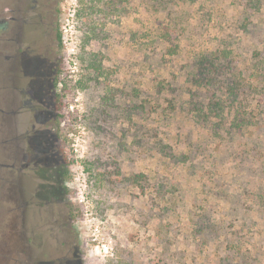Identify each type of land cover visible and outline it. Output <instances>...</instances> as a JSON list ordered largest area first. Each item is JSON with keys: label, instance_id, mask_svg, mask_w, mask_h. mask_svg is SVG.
<instances>
[{"label": "rangeland", "instance_id": "obj_1", "mask_svg": "<svg viewBox=\"0 0 264 264\" xmlns=\"http://www.w3.org/2000/svg\"><path fill=\"white\" fill-rule=\"evenodd\" d=\"M56 11L54 95L39 89L15 124L0 111V264H50L60 208L80 264H264V0H58ZM43 64L39 52L23 60L31 89ZM33 158L64 163L52 217L12 209Z\"/></svg>", "mask_w": 264, "mask_h": 264}, {"label": "flooded vegetation", "instance_id": "obj_2", "mask_svg": "<svg viewBox=\"0 0 264 264\" xmlns=\"http://www.w3.org/2000/svg\"><path fill=\"white\" fill-rule=\"evenodd\" d=\"M57 1L0 0V111L7 110L9 122L13 120L14 124L22 112L38 108L36 104L39 89L42 90L45 87L49 90L51 88L52 95H54L53 88L56 85L58 67L54 61L50 62V60H52V37L59 42V34L55 31ZM34 32H39L40 38L43 39L44 43L40 47L35 45L34 39L29 37ZM38 52L42 54L44 64L40 72L34 75L33 78L37 83L34 89H31L29 76H26L23 71V60ZM16 128L18 130L20 126L17 125ZM30 129H34V124ZM29 131L26 130V135L20 132L15 144V155L9 158L12 166L18 164L16 165L17 171L23 168L24 147L21 140L24 137H30ZM30 150L33 154L35 153L34 149L30 148ZM1 157L3 161L2 153ZM30 160L25 163L26 167L31 170L29 178L23 180L22 177L17 176L11 186L10 197L14 203L12 209L16 212V216L22 218L25 211L31 207L39 213L44 209L52 217L51 204L57 201L62 204L64 201L62 197H65L64 163L59 164L56 161L48 162L35 158ZM59 210V216L54 220V224L58 225L64 233L60 242L63 248L45 253L50 264H67L69 259L78 260L74 243L70 249L66 247L67 228L71 227V224L66 213H62V208ZM72 241H75L74 235H72ZM39 244H41L40 241ZM40 259L42 258L38 257L35 261ZM75 263L80 264L79 260Z\"/></svg>", "mask_w": 264, "mask_h": 264}, {"label": "trees", "instance_id": "obj_3", "mask_svg": "<svg viewBox=\"0 0 264 264\" xmlns=\"http://www.w3.org/2000/svg\"><path fill=\"white\" fill-rule=\"evenodd\" d=\"M59 43H60V36H59ZM61 59H59V62H60ZM58 71H59V68H58Z\"/></svg>", "mask_w": 264, "mask_h": 264}]
</instances>
